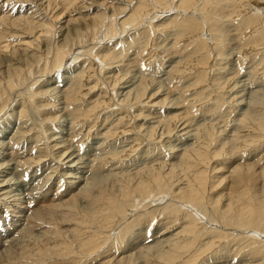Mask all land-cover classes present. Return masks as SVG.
<instances>
[{"label":"rangeland","instance_id":"obj_1","mask_svg":"<svg viewBox=\"0 0 264 264\" xmlns=\"http://www.w3.org/2000/svg\"><path fill=\"white\" fill-rule=\"evenodd\" d=\"M5 1L6 0L0 1V9H2L3 7L9 9V7L15 0ZM29 1V4H24L21 1H15L16 3L14 4V8L18 7L22 3L26 7H28L30 4L36 6V10L38 11L34 16V19L42 18L43 21H46L50 26H52L53 35H50L53 36V39L52 37H48V34H46V39L48 37L49 39L51 38V40L55 39L54 41L58 40L60 38V36H58L60 34V32H58V26L65 25L67 21H69L71 25H74L75 22L72 20L78 17L79 14H86L87 12L95 13L97 11L104 12V14L110 15L109 17L107 16L109 20L111 18H114L115 21L111 19L114 21L112 22V25L114 29H116L115 32H120H117L116 34L113 32V37L108 36L111 34H108L110 32H108L107 27L103 25V28L100 27V29L95 32L96 34L92 32L91 34L85 28V26H87V23L90 22L85 21L83 22V24H81L82 22H80V27H78L79 31H84L83 34L85 36L83 34H80L81 38L79 39L78 34L74 44L70 46V54L67 55L65 63L59 69L53 68L51 71L49 70L48 74V71L45 72L47 74L46 75L45 73H42L41 70H39L38 72L37 67L35 68V66H38L39 63L41 65V62H34L32 64V69L34 70L35 68L36 72L34 70L31 73H36L37 76L39 75V73H42V77H37L35 74H30V76H28L27 78L28 81H25L26 84L24 83V85L22 86L19 85L11 92V105L8 106L7 111H3L0 115V141L7 143L8 148H10L2 150L0 164H2L3 167L6 165V163L9 162L8 166H6V168L8 167L9 169L4 168V171L7 174L8 178H12L11 182H15L14 187H12L14 189V193L12 192V194H15V196H6V198L3 195L0 196V264H18V260H21V258L18 257L20 255H23L24 252L30 251V249L34 251L35 249L37 250V248H42L43 246L45 248V245L46 247L47 245H49L48 247H50L53 244V246L58 245L55 248H59L61 243H65L64 250L60 251L56 255H45L46 257L43 256L41 260L37 259V262L33 261L32 264H101L103 262H106V260L109 261L110 259L112 261H115L120 257L122 258L123 256H127L126 262L128 263L126 264H147V262L148 264H156V262H154V256L156 255L155 252H159L163 246L161 247V244H155L152 241L151 237H153L154 235L158 236V233L159 236L164 234L163 232H165L166 230H164L163 232L161 231L163 229L162 227L164 226V223L166 224L170 219L172 220L173 218H170L171 215L169 214L160 215L155 212L154 214H152L151 210H156L160 205L164 206L165 204H167V201H170V197H167L168 195L159 194L160 196L158 195L159 198H157L154 193H151V195L154 194L152 199L149 198V196H146L147 198H144L146 194L143 196V199L134 197V202L137 201L135 203L136 208H127V210H130L126 211L123 218L122 216L116 217V223L114 224V226L108 227L107 225L104 230L107 231L106 236H109V239L105 240L106 236L105 239L104 236L99 237V239L96 240V247H91V249L94 248L91 251H82L81 249L83 248L80 247V239L84 238L89 230V225L87 222H82L81 224V215L83 214L84 210L87 211L90 207V209L96 208V206L99 204H96V201H92L94 200L93 198L95 194L97 195L100 187L112 190H105V192H116V194H120L118 190L121 187L119 188L118 186L122 185V183H119V185L117 183L121 179L122 180L120 182L124 183L125 181L126 183L124 184L130 186L131 183L127 184L129 181L128 178H130L131 176L135 177L134 179H136V175H138L139 173L138 170H141L143 168L150 169L151 167H154L152 165H154L156 162H164V164L166 165H163L164 171H166L171 164H174L176 161V163H178L182 148L186 146V143L189 144L191 143V141H193L195 134L194 129L198 127L197 125L209 122L215 124V130L218 132V141L215 142L214 145H212V148H215V146H219L224 142H227L229 144L228 141H230L231 139L230 136H232V133H234L233 131L237 126V119H239V117L242 115L241 112L243 111V109H246L248 104L254 102L250 108L251 114L252 111L254 113L255 110H258V108L262 109L261 111H264V36H262L260 44H257L255 46L253 45L252 48L242 45V37L240 38V36H242L243 29L241 25L236 23L234 19L235 14H233L231 10L233 5L229 0L213 1L214 5H210V9H212L211 11L216 14L213 16V18H211L212 20L210 21V23H208L207 19L204 20L205 14L202 11L198 10V8L196 9L195 6L191 8L184 6V9L182 8L181 12H179L180 9L178 10L176 8L178 0H169L168 3L172 7H168V5V8L165 6H163V8H156L151 12L152 14H150L149 16H144V18L140 21V24H133L132 26L131 24H125L126 29L122 28V30L120 29L121 23H117L121 22V20L124 18V15L126 16L128 14V10L130 9V7L135 5L138 0H92V3L90 0H71L68 5L66 4V0H56L55 2L51 1L49 7L47 6L45 0ZM148 2L153 4V0H148ZM5 3H7V5L4 6ZM256 3H258V5L256 8L253 7V11L263 12L262 9H264V0L257 1ZM118 7L124 8V12ZM187 10L190 15L193 14V17L197 16L196 18L194 17L193 21L191 20L189 24L185 26L187 35L189 34V31L192 32L189 34V36H177V32L175 31L176 29H178L177 20L181 18L180 21H183L182 18L186 15ZM176 13L178 14V16ZM182 13L184 14V16ZM202 13L204 15H202ZM181 15L183 17H180ZM107 17L105 18V23H111V20L109 21ZM214 17H216V20L214 19ZM239 17L241 18L244 16L239 15ZM204 21H207V23H205ZM202 24L206 27L207 25L209 27L210 24L211 26L213 25L212 27H209L210 29H212V31H210L209 28L204 27L202 28L200 34L198 33V38L206 39L209 41H207L209 44H212L214 41L211 37L213 34H216L217 41L219 42L221 40L220 42L223 46L220 48L222 53L218 55V50H214V47L210 44L208 53L209 61L205 65L208 76L206 77L205 81L196 83L194 74L189 73L193 72V70L186 73L184 72V69H180V71L176 70V67H180L179 62L183 61L185 57L184 55L191 50L192 46H194L189 41H192L196 38V31H198V28H201L203 26ZM213 27L216 28L213 29ZM104 28L106 29V31ZM145 29L146 31L147 29H150V33L143 38V30ZM106 32H108V35H103ZM42 33L43 32H39V35H42L41 37H44ZM190 35H192L193 37ZM39 41L41 43H44L45 39L40 38ZM54 41H51V43ZM78 42L81 44H78ZM19 43L24 45L26 42ZM184 45H186L187 47L184 48ZM211 47L212 50H210ZM33 48H35V46L32 45L30 49ZM101 54H106V56L108 54V60L106 59L108 62L106 60H101ZM109 58H111L112 60ZM89 61L94 64V73L96 72L95 75H93L94 77L91 76L89 77V79H87L89 81H84L83 84H86L87 87H84L85 89L82 90L77 100L67 101L66 93L70 90V88L76 86V79L78 78L77 72H79L81 68H85ZM197 70L199 71L200 68H197ZM197 70L195 69L194 72ZM71 73H75L76 77L74 76L75 78H72L74 79V81L66 78V76H69ZM98 78H100L101 80ZM146 79L148 80V83L150 85H148L147 91L141 97L142 99L135 101V89L140 85L142 81ZM96 82L98 83L96 84ZM235 83H237L236 86H234ZM95 84L96 87L94 86ZM120 85H122L123 87L121 89L117 88L120 87ZM124 85H128L132 88L136 85L137 87L135 86V89H132L130 87L126 89L124 88ZM232 86L236 88L233 89ZM50 87L52 89H49ZM44 88L47 89L45 90L46 92H44ZM153 88H157V90L156 93L152 97H150V99L147 96L154 93ZM161 89L163 90L161 91ZM200 89L201 93L196 95V91ZM31 91H41L42 93L40 92V94H37L36 96H30L29 93ZM190 93H194V96L193 94L192 96H190ZM241 95L243 98L241 97ZM249 95L250 97L248 98ZM23 96L32 97V99L31 102L26 105L27 108H25L24 114L20 116V114L18 113L20 109L19 103L21 100H23ZM165 96H168L169 98L167 99ZM145 97L149 99H146ZM204 97H206L207 99L204 100ZM164 98L166 99L164 100ZM218 98L220 99L221 103L218 106V109L213 111L212 109L216 107L214 103L217 102L216 99ZM250 98L251 100H254H250L251 103L249 101ZM157 99L159 100V102H157ZM120 100L123 101L120 102ZM169 100L172 101L170 102ZM236 100H238L237 103L240 102L238 103V105L234 104L236 103ZM168 101L170 102L169 104L171 107H169V105L167 104H164L166 102L168 103ZM95 102H97V104ZM174 102L176 104L178 102L177 107ZM184 104L187 106L186 108ZM86 105L97 106V108L92 113H86V111H84L87 110ZM166 106L168 107L166 108ZM74 109L76 110L74 111ZM80 111L82 112V115L79 117L78 113ZM170 113H173V118L176 116V122H171L173 121V118L170 117ZM167 115H169V117ZM72 117L76 118L74 119ZM182 121H184V126H186V130H184L185 133L187 130H191L189 134H185L183 133V131H179L177 127V132L175 131V128L173 129L174 125L178 126L182 123ZM170 124L172 128L169 127ZM17 129L18 131H28L26 134H23L22 136H15L12 140H10L9 137H11L13 131L15 132ZM148 129H152L154 131V134L150 135ZM178 135H182V138L180 137L181 139H183V141H181L182 145L179 142L180 138H178V140H175ZM55 138L61 142L59 146L65 149L69 148L71 151L69 149L68 150L74 153V157L72 158H74L75 162L73 163V165L78 163L76 170L71 173L70 178H66V175H64L65 172L68 173V169L66 168V171L64 172L65 168L61 166V162H59L60 157H57V151H55L56 146L52 148V145H54L53 140H56ZM184 139H188V141ZM262 140H264V138H262ZM171 144L175 145V147H173L172 149L170 148ZM263 145L264 142L261 143V146ZM258 156L260 155L258 154ZM251 157L252 156H249V160L243 159L245 162L242 160H238L236 161V163H246L249 161H253L254 158ZM223 161L224 158L216 159L215 162L212 163V166H217L218 162L223 163ZM62 163L65 164V160H62ZM231 163L232 162H226V167H224V163L223 165L219 164V166H217L218 169L216 168L217 170H214L213 175H217V178L219 176V178H221V176L224 177V175L227 174L226 171H228V169L230 168ZM236 163L234 162V164ZM221 168V172H218V170H220ZM123 177H126V179H123ZM222 188L224 189V187ZM86 189H88L89 191ZM220 189L221 186L219 187V189L217 188L216 191ZM84 190L87 194L86 196L84 195V193L82 194ZM222 194H224V191L222 192ZM90 195L93 198L90 197ZM18 197L21 198V200H13L14 198ZM119 197L120 196H117L116 198ZM91 198L93 200H91ZM71 200L74 203H72ZM19 201H24V203L20 204ZM70 204H76L75 206H77L78 209L72 206L73 211L74 208L77 209V211L75 209L76 213L72 211V207L69 208V206H71ZM21 206L22 208L24 207L23 210H21ZM181 206L182 208L186 209L190 207L188 204H183ZM148 208L150 209L148 210ZM43 209L44 212H42L41 214L40 210L43 211ZM78 210L79 212L82 211L80 212V216ZM140 213L143 214L139 216L138 214ZM34 215H37L35 216L37 218H35ZM36 220H38V222ZM131 223H133V226ZM135 223L136 225L138 223L139 224L136 226ZM170 224L172 226L174 223L171 222ZM178 224L179 223L176 222L172 227H169V231L173 233V231L176 232V230H179ZM209 225L212 224L210 223ZM74 226L76 228H74ZM121 228L122 230L120 231ZM77 229L79 231H76ZM56 230L58 232L59 230H61L60 233H62L60 234ZM157 231L158 233H155ZM243 234L249 235L247 231H244ZM169 235L170 234L168 232L166 236ZM76 237H78V239ZM118 237L121 241V244L116 242V238ZM121 238H123V240ZM111 243L115 244L111 245ZM230 243V247H228V244L225 245H228L227 247L222 245L221 247L224 246V249L221 247H213L214 249L210 248L209 250H207V252H204L205 255L202 254L200 256L199 260H197L195 264H213L217 262V259L218 261H223L224 256H232L233 258V255H231V253H233L232 251L236 247L233 248L231 246L233 242L231 244ZM117 244L118 246L123 244L120 250L117 247ZM40 245L43 246L40 247ZM145 245L151 246L152 250L150 247H148L146 250V248L144 247ZM48 247L47 249H51V247ZM215 249H218V252L221 250L222 254L221 252L218 253L217 251H215ZM227 251L229 253H227ZM240 251L237 252L234 261L228 260L229 264L238 263L241 259L240 257H242L243 254H246L244 253V251H246L248 254L250 253V251L244 250L241 251V254ZM224 252L226 253V255L224 254ZM211 254L214 260H211V263L210 261L206 262L204 259H208V256L211 257ZM216 254H218L220 257ZM112 257H116V259ZM149 257L150 259H152L150 260ZM128 258H130V260ZM225 260L227 261V259ZM26 264H31V262L28 263V261H26Z\"/></svg>","mask_w":264,"mask_h":264},{"label":"bare ground","instance_id":"obj_2","mask_svg":"<svg viewBox=\"0 0 264 264\" xmlns=\"http://www.w3.org/2000/svg\"><path fill=\"white\" fill-rule=\"evenodd\" d=\"M6 1H9V0H6ZM15 1L16 2L21 1L24 4H29V2H30L29 0H15ZM15 1L13 2V4L11 3L12 5L9 7V9H6L5 7L0 9V115L3 111L4 112L7 111L8 106L11 105V102H12V101H10L11 92L15 88H17L19 85L20 86L24 85L25 81L26 82L28 81V79H27L28 76H30V74H32L31 72L34 71L36 67L38 68V72H39V70H41L42 73H45L48 71L47 72V74H48L49 70L51 71L53 68L59 69L65 63L67 55L70 54L69 53L70 52V46L72 44H74L78 34H79V39H80L81 38L80 34L82 35L84 33V31L83 32L79 31L78 27H80V22H82L81 24H83V22H85V21L90 22V23H87V26H85L86 30H88L90 33L91 32L92 33L97 32V30H99L100 27H102L103 25H105L107 27V31L110 32V33L106 32L103 35L111 34L108 36L113 37L114 35H112V34H114V33L116 34L118 32V31L115 32L116 29H114V27L112 25V22L115 21L114 18H111L114 21L111 19H110L111 20L110 21L108 18L110 15L104 14V12H100V11H97L95 13L94 12L88 13L86 11L87 12V13L85 12L86 14L81 13L78 15V17H76L75 19L72 20L75 22L74 25H71V23L69 21H67L65 25L58 26L59 27L58 32H60V34L58 36H60V38L58 40L54 41L55 39L51 40V38L50 39L48 38V37H52V39H53V36L50 35V34H52V26H50L46 21H43L42 18L34 19L35 18L34 16H35L36 12L38 11V10H36L37 9L36 6H33L32 4H30L28 7H26L22 3L18 7L14 8V6H15L14 4L16 3ZM51 1L55 2L56 0H45L48 7L50 6ZM70 1L71 0H66V4L68 5L70 3ZM90 1L92 3V0H90ZM213 1L214 0H178L177 1L178 3L176 4V8L178 10L180 9L179 12H181V9L184 6H187L188 8L195 6L196 9L198 8V10L202 11L205 14L204 20L207 19L208 23H210V21L212 20L211 18H213V16L216 14V13L211 11L212 9H210V5H212V4L214 5ZM229 1H231L232 5H233L231 10H232V13L235 14V17H234L235 21H236V23L240 24L242 29H243L242 36H240V38L242 37V39H241V43L243 42L242 45L245 47H249V48H252L253 45L254 46L257 44L259 45L260 41L262 39V36H264V9H262L263 12H260V11L256 12V11H253L254 10L253 7L256 8L258 3H259V2L258 3H256V2L262 1V0H229ZM168 2H169V0L168 1L167 0H153V4H151L148 2V0H138L135 5L130 7V9L128 10V14L126 16L124 15V18L121 20V22H118L117 24L121 23L120 24L121 30H122V28H125V24H131V26L133 24L134 25L140 24V21L144 18V16H146V15L149 16L150 14H152L151 12L154 11L156 8H161V7L163 8V6L167 7L169 5ZM5 5H7V3H5L4 6ZM93 6H94V4H93ZM173 6H175V5H173ZM220 6H221V4H220ZM228 6H226V7H228ZM168 7H172V6L169 5ZM119 9H122L124 12V8L120 7ZM159 10H162V9H159ZM225 11H227V10H225ZM80 12H81V10H80ZM177 13H178V11H177ZM203 13H202V15H204ZM239 15H242L244 17L240 18ZM37 16H39V15H37ZM177 16H178V14H177ZM183 16H184V14H183ZM183 16L181 15L180 17H183ZM106 17L108 18V20L111 23H105ZM194 17H193V14L190 15V13H188V10H187L186 15L182 18L183 21H180L181 18H179V17H178L179 20H177L178 18L176 19L178 29L175 28L176 29L175 31L177 32L176 33L177 36H183V35L186 36L187 35L186 34L187 31L185 29L186 28L185 26L187 24H189V22L191 20L193 21ZM215 18L216 17H214V19ZM221 18H219V19H221ZM207 21L206 22L204 21V22L207 23ZM217 21H218V19H217ZM191 25H192V23H191ZM198 26H199V23H198ZM210 26H211V24H210ZM237 26H235V27H237ZM126 27H127V25H126ZM193 27H194V25H193ZM204 27H206V26L203 25L201 28H198V31H196L197 35L195 34L196 38L192 41H189L194 46H192L191 50L184 55L185 57H184L183 61L179 62L180 64L178 63L180 67L179 68L176 67V70L180 71V69H184V72H186V73L193 70V72H189V73L194 74V78H195L196 83H200V82L205 81L206 77L208 76L207 69H205V65L209 61L208 53H209V47H210L211 43L209 44L208 43L209 41L206 39L198 38V33L200 34L202 28H204ZM209 27L207 25L206 28H209ZM216 27H213V29ZM117 30H119V29H117ZM209 30L212 31V29H210V28H209ZM105 31H106V29H105ZM39 32H43L42 34L44 37H41L42 35H39ZM191 32L189 31V34ZM121 33H122V31H121ZM149 33H150V29H147V31H146V29L143 30V36L142 37L144 38V36L149 35ZM46 34L49 35L47 37V39L54 41V42L51 43V41L47 40L45 38L47 36ZM189 34L187 36H189ZM190 36H192V35H190ZM40 38H44L45 42L42 41L44 43H41L39 41ZM211 38L214 41L211 44V46L214 47V50L217 49L218 50V51L216 50L218 52L217 54L220 55L222 53L220 48L223 46L222 43L220 42L221 40L219 41L220 43L217 41V35L216 34H213ZM81 41H82V39H81ZM15 42H17V43H15ZM19 42H26V43L25 44L23 43L24 45H22ZM129 43H130V41H129ZM78 44H81V43L78 42ZM139 44H140V42H139ZM32 45L35 46V48L30 49V47H32ZM183 47L185 48L187 46L184 45ZM127 50H129V49H127ZM210 50H212V47L210 48ZM101 55H100L102 58L101 60H103V61L106 59L108 60V57H109L108 54H107V56H106V54H101ZM223 55H224V53H223ZM111 58H109V59H111ZM38 61L41 62V65H40V63L38 64V66L35 64L36 66L33 70L32 64L34 62H38ZM197 68H200V70L198 71ZM195 69L197 71L194 72ZM208 69H210V68H208ZM94 71H95L94 70V64L91 61H89L85 68H81L80 71L77 72L78 78L76 79V86L75 87L73 86V88H70V90L68 88L69 91L66 93V100L67 101H75L79 98L82 90L85 89L84 87L85 86L87 87L86 84L85 85L83 84L84 81L89 79V77L95 75L96 72L94 73ZM178 71H176V72H178ZM35 72H36V70H35ZM33 74L36 75V73H33ZM41 74L39 73L38 76H41ZM43 76H44V74H43ZM74 76H75V73H71L69 76L67 75L66 78H69V80L74 81V79H72V78L76 77V76L75 77ZM100 76H102V75H100ZM98 77H99V75H98ZM100 78H98V79H100ZM146 80L142 81L138 87L135 85L137 87L136 89H135V86L132 88L128 85L127 86L124 85L125 86L124 88H126V89H128L130 87V88L136 90L135 95H134L135 101L139 100V99L141 100L142 99L141 97L147 91V87L150 84L148 83V80L147 81ZM87 81H89V80H87ZM97 83L98 82H96V84ZM246 83H248V82H246ZM96 84L94 85L95 87H96ZM236 84L237 83H235L234 86H236ZM196 86H198V85H196ZM234 86H232L233 89L236 88ZM122 87L123 86L120 85V87H117V88L121 89ZM152 87H150V88H152ZM154 88H153L154 93L150 94L147 97L150 98L156 93L157 88L156 89H154ZM49 89H52V88L50 87ZM159 89H160V87H159ZM45 90H47V89L44 88V92H46ZM162 90L163 89H161V91ZM28 91H29V88H28ZM40 92L41 91H31L29 93V95L30 96H36L37 94H40ZM88 92H90V91H88ZM157 92H159V91H157ZM251 92H249V93H251ZM199 93H201V89L196 91L195 94L197 95ZM190 94H191L190 96H192V94L194 96V93H190ZM28 96H23L22 97L23 100H21L19 103L20 109H19L18 113L20 114V116H22L24 114L25 108H27L26 105L31 102L32 97H28ZM241 97H242V95H241ZM249 97H250V95L248 96V98ZM257 97H258V95H257ZM149 98H146V99H149ZM166 98L168 99L169 97L167 96ZM166 98H164V100ZM205 99H207V98L204 97V100ZM123 100H120V102H122ZM250 100H251V98L249 99V101ZM169 101H168V103L166 102L164 104H167V105H169V107H171L169 104L171 101L170 102ZM216 101L217 102L214 103V105H216V107H214L212 109L213 111L218 109V106L221 103L219 98L216 99ZM237 101L238 100H236V103H234V104L238 105V103H240V102L237 103ZM251 101H254V100H251ZM251 101H250V103H251ZM126 102H128V101H126ZM146 102H148V101H146ZM157 102H159V100ZM157 102H156V104H157ZM175 102H174V104L177 107L178 102H177V104ZM87 103H89V102H87ZM95 103L97 104V102H95ZM253 103L248 104L246 109H243V111L241 112L242 115L240 114L241 116L239 117V119H237L236 129L234 131L232 130L234 133H232V136H230L231 139H230V141H228L229 144L227 142H224V143H221V145H219V146L217 145V146H215V148H212V145H214V143L218 141L217 140V137H218L217 133L218 132L215 130V124L209 122V123L197 125L198 127H196L194 129L195 134H194L193 141H191V143H189V144L186 143V146L183 147L181 150L182 152L180 151L181 153L179 155L180 157L178 159V163H176L177 162L176 161L174 164H171V165L169 164L170 166L168 165L169 166L168 170L164 171V166H163V165H165L164 162H156L154 165H152L154 167L150 166L151 167L150 169L149 168H146V169L143 168L141 170H138L139 173H138V175H136L137 176L136 179H134L135 177L130 176V178H128L129 181L127 183V184L131 183L130 186H127L126 184H124V183H126L125 181H124V183L120 182L122 180L121 179L117 183L118 185H119V183H122V185L118 186L119 188L121 187L120 189L118 188L119 189L118 191L120 192V194L119 193L116 194V192H105V190H107V191H112V190H108V189H105L104 187L103 188L100 187L97 195L95 194L94 198L90 195V197H92L94 199L93 200L91 198V200H93L92 202L96 201V204L97 203H99V204L96 206V208L90 209L91 208L90 207V208H88L87 211L84 210L83 214L81 215L82 216V220H80L81 224H82V222H87L89 225L88 226L89 230L87 232V235L84 238L80 239V247L83 248L81 250L82 251H91L96 247V240H98L99 237L104 236V239H105V236L107 235V231H105L104 229L106 228V226L107 225H108V227L114 226V224L116 223V217L117 216H119V217L122 216V218H123L126 211L130 210V209L127 210V208L131 207L133 209V207H135V203L137 201L134 202V199H133L134 197L135 198L138 197L140 199H143V196L146 194L144 196V198H147L146 196H149V198L152 199L154 194L157 196V198H159L158 197L159 194H164V195L166 194V195H168L167 197H170V201H167L168 203L165 204L164 206H161L159 204L160 205V206L158 205L159 208L156 206L157 207L156 210L152 209L154 211L151 210L152 214H154V212L158 213L160 215L161 214L162 215L169 214V215H171L170 218H173L172 220L170 219L166 224L164 223V226L162 227L163 229L160 227L162 229L161 230L162 232L164 230H166L165 232H163L164 234L161 233L162 235L159 236V233H158L159 230H158L157 232H155V233H158V236L154 235L153 237H151L152 241L155 244H161V247L163 246L160 251L158 250L159 252H157V251L155 252L156 255L154 256V259H155L154 262H156V264H195V262L197 260H199L200 256L202 254H204L205 251L207 252V250H209L210 248H213V247L219 248L222 245H224V246L226 244L229 245L230 242L231 243L233 242L231 245L233 248L236 247L232 251L233 253H231V255H233V258H232V256L231 257L224 256L223 261L222 260L218 261V259L216 258L217 262L213 263V264H229L228 260L234 261V259L236 258L235 256L237 255V252H239L240 250L241 251L248 250V251H250V253L248 254L246 251H244V253H246V254H243L242 257H240L241 258L240 261L236 264H264V145L261 146V143L264 142V140H262V138H264V111H261L262 109L258 108V110H255L254 113L252 111V114H251L250 108H251V105ZM263 103H264V101H263ZM161 104H162V102H161ZM86 107H87V110H84V111H86V113L87 112L92 113L97 108V106H92V105H90V106L86 105ZM167 107L168 106H166V108ZM172 107H174V106H172ZM186 107L187 106L185 105V108ZM234 108H235V105H234ZM75 110L76 109H74V111ZM210 110H211V108H210ZM83 113H85V112H83ZM81 115H82V112L80 111L78 113V116L80 117ZM169 115H167V116L169 117ZM167 116H166V118H167ZM172 116H174L173 113L170 115V117H172ZM72 118H74V117H72ZM21 119H23V118H21ZM172 120L173 121H171V122H174L176 120V116ZM24 122H25V120H24ZM186 122H185V124H186ZM169 127L172 128L171 124ZM176 127L179 129V131H181V132L183 131V133H185L184 130H186V126H184V121H182V123L179 124L178 126L174 125L173 129L175 128V131L177 130ZM191 129H192V127H191ZM27 131L26 132L22 131V130L18 131V129H17L15 132L13 131V134L9 138H10V140H12L13 137L18 136V135L22 136L23 134H26ZM190 131L187 130L185 134H187V133L189 134ZM194 131H192V132H194ZM148 132H150V135L154 134V131L152 129H150V130L148 129ZM101 134H102V132H101ZM134 134H135V132H134ZM180 137L182 138V135L181 136L178 135V137H176L175 140H178V138H180ZM181 138L179 139V142L182 145L181 141H183V139H181ZM184 140L188 141V139H184ZM53 141H54V145H52V148L54 146H56L55 151H57V153H56L57 157H60V159H59L60 161L59 160L58 161L61 162L60 163L61 166H63L65 168L64 172L66 171V168L68 169V173L65 172L64 175H66V178L67 177L70 178L71 173H73V171L76 170V167L78 166L77 162H79V161L76 162L77 164L73 165V163L75 162L74 158H72V157H74L73 156L74 153L70 152L71 150L68 147L67 148L70 151L68 149H65V148H62L61 146H59V144H61V142L58 141L57 139L53 140ZM173 147H175V145L171 144L170 148L172 149ZM180 147H182V146H180ZM9 148H8L7 143L0 141V157H1L2 150L9 149ZM118 154H120V153H118ZM258 154L260 156H258ZM7 155H9V154H7ZM249 156H252L251 158H254V160L244 163L245 161L243 159L249 160L250 159ZM221 158H224V161H223L224 167H226L225 166L226 162H228V163L232 162L231 166H230L231 169L229 168L228 171H226L227 174L224 175V177L221 176V178H219L220 177L219 176L217 178L216 177L217 175H213V172H214V170L218 169L217 166H219V164L223 165V163L218 162V165L217 166L215 165L214 167L212 166L213 165L212 163H214L216 159H221ZM62 160H65V164L62 163ZM238 160H242L244 162L240 161L241 163H239V162L236 163V161H238ZM9 161H11V160H9ZM234 162L236 164H234ZM71 163H72V167H71ZM8 164H9V162L6 163V165L3 164V165H5L3 167H2V164H0V196L3 195L5 198H6V196H9V197L15 196V194H12V192L14 191V189L12 187H14L15 182H11L12 178H8L7 174L4 171V168H6V166H8ZM13 164H14V162H13ZM222 168L220 170H218V172L219 171L221 172ZM3 173H5V174H3ZM50 173H53V172H50ZM216 173H217V171H216ZM123 179H126V177H123ZM222 184H223V186H222ZM220 186H221V189H223L222 187H224V189L223 190L220 189V190L216 191V189L217 188L219 189ZM88 187H90V186H88ZM86 190H88V189H86ZM88 191H86V192H88ZM223 191H224V194H222ZM83 193L85 196L87 195L85 193V190L82 192V194ZM151 193H154V194L151 195ZM117 196H120V197L116 198ZM19 197L14 198L13 200H17V201L21 200V198H19ZM90 197H89V199H90ZM131 199H132L133 203L131 202ZM25 201H27V200H25ZM71 202H72V200H71ZM19 203L23 204L24 201H19ZM72 203H74V202H72ZM76 203H78V202H76ZM183 204H188L190 207L188 209L182 208L181 205H183ZM14 205H16V204H14ZM70 205L71 206H69V208H71L72 206L77 208V206H75L76 204L75 205L70 204ZM89 205H90V201H89ZM73 207L71 208L72 211H73ZM103 207H104V209H103ZM20 208H21V210L24 209V207L22 208V206ZM76 208H74L73 212H75ZM77 209H76V211H77ZM149 209L150 208H148V210ZM40 212L42 214V212H44V209H43V211L40 210ZM78 212H79V210H78ZM80 212H82V211H80ZM80 212H79V216L81 214ZM135 213H138V212H135ZM142 214L140 213L138 215L141 216ZM133 215H134V213H133ZM160 215H158V216H160ZM35 216H37V215H34V217ZM137 217H136V219H137ZM145 217H146V215H145ZM35 218H37V217H35ZM38 218H41V217H38ZM42 220H43V218H42ZM141 220H143V219H141ZM151 220H153V219H151ZM36 221L38 222V220H36ZM139 221H140V219H139ZM139 221H137V222H139ZM132 222H133V220H132ZM171 222H173L174 224L176 222H178L179 223L178 224L179 230H176V232L173 231V233L170 232L169 227H172L174 225L173 224L171 226V224H170ZM87 223H85V224H87ZM207 223H209V224L211 223L212 225H209ZM131 224L133 226V223H131ZM135 225H136V223H135ZM75 226H74V228H76ZM78 229L76 231H79ZM82 229H83V227H82ZM61 230H59V232L57 230L56 231L58 233H60ZM121 230H122V228L120 229V231ZM109 231H111V230H109ZM125 231H126V229H125ZM244 231H247L249 233V235L243 234ZM168 232L170 235L166 236L168 234ZM78 234H80V233H78ZM119 234H121V233H119ZM76 238L78 239V237H76ZM123 238H121V239L123 240ZM107 239H109V236H106L105 240H107ZM111 242H112V240H111ZM116 242L121 244L119 237L116 238ZM115 243H111V245H113ZM122 245H119L120 246L119 247L117 244V247L119 248V250L122 247ZM42 246L40 245V247H42ZM48 246L49 245H47V247ZM52 246H50L51 249H47L46 245H45V248L43 246L42 248H37V250L33 249L34 251H32V249H30L31 252L25 250L26 252H24L23 255H20L18 257V258H21V260L20 261L18 260L17 263L18 264H26V261H28V263L31 262V264H32L33 261L37 262L36 261L37 259L41 260V258H43V256H45V255L46 256L47 255L50 256V254L56 255L57 253H59L60 251L65 249V243H61L59 248H55L58 245L53 246V247ZM87 246H89V247H87ZM227 246H225V247H227ZM245 246L250 247V248H247ZM36 247H37V244H36ZM50 247H48V248H50ZM91 247H94V248L91 249ZM111 247H113V246H111ZM144 247L146 248V250L148 247L151 248V246H146V245ZM223 247H221V248H223ZM228 247H230V245ZM97 249H99V248H97ZM142 249H143V247H142ZM230 249H232V248H230ZM151 250H152V248H151ZM215 251L218 252V249L217 250L215 249ZM21 252H23V251H21ZM219 252H221V250ZM227 253H229V252L227 251ZM221 254H222V252H221ZM224 254L226 255L225 252H224ZM241 254H242V252H241ZM216 255L219 256L218 254H216ZM227 255H229V254H227ZM96 256H100V255H96ZM247 256H249V257H247ZM116 257L115 258L112 257V258L116 259ZM126 257L127 256H123L122 258L120 257L115 261H112L109 259V261L106 260V262H103L101 264H126V263H128V262H126ZM146 258H147V256H146ZM207 258L208 259H204L206 262L210 261V263H211V260H214V258L212 257V254H211V257L208 256ZM128 259L130 260V258H128ZM149 259H150V257H149ZM225 259H227V261ZM142 260H144V259H142ZM219 260H220V258H219ZM205 261H203V262H205ZM236 261H238V260H236ZM147 264H148V262H147Z\"/></svg>","mask_w":264,"mask_h":264}]
</instances>
